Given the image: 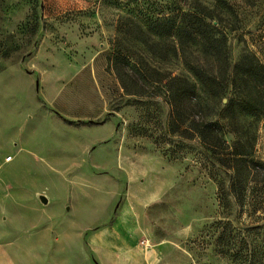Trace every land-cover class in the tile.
<instances>
[{"label":"rangeland","instance_id":"374dc122","mask_svg":"<svg viewBox=\"0 0 264 264\" xmlns=\"http://www.w3.org/2000/svg\"><path fill=\"white\" fill-rule=\"evenodd\" d=\"M221 1L243 7L227 61L210 44L219 17L231 25ZM188 11L208 17L211 40L178 29ZM253 57L264 64V0H0V263L52 264L56 236L107 224L131 198L151 264H264V114L246 106L264 102V78ZM188 63L213 75L211 88ZM181 80L195 86L186 106ZM214 92L205 112L228 150L254 162L228 210L220 183L233 165L196 131Z\"/></svg>","mask_w":264,"mask_h":264},{"label":"trees","instance_id":"16d2710c","mask_svg":"<svg viewBox=\"0 0 264 264\" xmlns=\"http://www.w3.org/2000/svg\"><path fill=\"white\" fill-rule=\"evenodd\" d=\"M220 7L222 9H227L230 13L231 17V25L230 28L226 25H223L226 19L219 17L217 21V27L213 26V32L215 33V37L211 41V49L213 50L214 56L218 60L227 61L228 55L226 52V40H227V31H237L241 28L242 18L241 9L243 7L240 6L239 3H229L227 1H221ZM183 22L178 29L189 30L191 32L190 35L200 36L201 39L208 38L209 31L208 30H200V26L206 23V19L208 18L203 13L188 11L183 15ZM227 22V20H226ZM254 61L251 63L254 66L255 71L254 75L260 74L264 78V64L260 61L259 58L253 57ZM244 65H249L245 62V59L240 62ZM187 67L192 71V73L198 78L201 85L206 88H211L214 84L215 79H213V75H209L204 72L200 65H195L188 63ZM250 69V67L248 68ZM249 72V71H248ZM251 72V71H250ZM172 81H179V79H173ZM181 83L185 84V87L182 90V96L187 100L185 106L189 104L190 95L192 90H194L195 86L190 84L187 80H181ZM218 98V93H212L209 95L208 99L203 98V103H201L202 117L199 122L196 123V131L198 137L201 140V143L205 146L206 152H210L214 158L219 161L221 164L231 163L233 165L232 172L229 176V185L225 187L224 183H220V204L228 210L231 208V205L234 203L244 201L246 197V189H241L243 183V177L241 176L243 170H249L251 167L250 164H253V161H249L243 157L248 156L243 153H235L228 150V145L224 140V126L221 124V121H215L210 119L209 113L205 112V108H207L209 101H216ZM170 99H175V95L172 93L170 95ZM173 106V105H172ZM246 106L254 112V114L262 115L264 114V102L260 100L246 101ZM209 153V154H210ZM228 165V164H227ZM234 202H233V201Z\"/></svg>","mask_w":264,"mask_h":264},{"label":"crops","instance_id":"0c3cea01","mask_svg":"<svg viewBox=\"0 0 264 264\" xmlns=\"http://www.w3.org/2000/svg\"><path fill=\"white\" fill-rule=\"evenodd\" d=\"M136 190L129 189L130 195ZM4 222L1 224L5 225ZM147 225L145 214L129 198L107 224L79 225L71 234L56 236L54 243H72L73 246L66 249L63 244L62 248L54 250L52 264H151L156 255L155 250L145 245L150 236Z\"/></svg>","mask_w":264,"mask_h":264},{"label":"water","instance_id":"95a60500","mask_svg":"<svg viewBox=\"0 0 264 264\" xmlns=\"http://www.w3.org/2000/svg\"><path fill=\"white\" fill-rule=\"evenodd\" d=\"M41 200H42V202L44 203V204H47V199L43 196V197H41Z\"/></svg>","mask_w":264,"mask_h":264}]
</instances>
